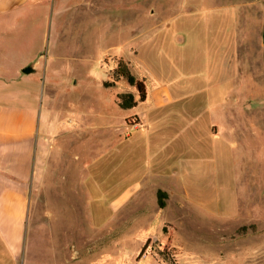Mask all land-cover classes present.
Segmentation results:
<instances>
[{
    "label": "rangeland",
    "instance_id": "rangeland-1",
    "mask_svg": "<svg viewBox=\"0 0 264 264\" xmlns=\"http://www.w3.org/2000/svg\"><path fill=\"white\" fill-rule=\"evenodd\" d=\"M106 4L41 82L61 157L33 180L18 264H264V0ZM121 57L159 106L153 157Z\"/></svg>",
    "mask_w": 264,
    "mask_h": 264
},
{
    "label": "crops",
    "instance_id": "crops-1",
    "mask_svg": "<svg viewBox=\"0 0 264 264\" xmlns=\"http://www.w3.org/2000/svg\"><path fill=\"white\" fill-rule=\"evenodd\" d=\"M105 6L106 0H0V264H18L26 244L33 180L44 157H61L49 145L54 125L41 105V82L71 58L61 50L66 40L85 33L91 23L87 17L101 18L99 9ZM26 67L33 71L24 72ZM149 101L148 118L138 112L145 157L160 148L156 143L151 150L159 106Z\"/></svg>",
    "mask_w": 264,
    "mask_h": 264
},
{
    "label": "trees",
    "instance_id": "trees-1",
    "mask_svg": "<svg viewBox=\"0 0 264 264\" xmlns=\"http://www.w3.org/2000/svg\"><path fill=\"white\" fill-rule=\"evenodd\" d=\"M116 80L125 79L130 85L137 88L139 98L137 99L132 92H123L118 94V104L121 108L128 109L138 105L139 102H143L147 99V88L144 79H139L131 70L130 63L123 58H120L117 62V67L114 70ZM112 83H106V86L113 85ZM159 203L161 207L165 206V199L168 197V193L162 189L158 192ZM256 224L244 225L238 229V233L245 235L249 230L256 231Z\"/></svg>",
    "mask_w": 264,
    "mask_h": 264
},
{
    "label": "water",
    "instance_id": "water-1",
    "mask_svg": "<svg viewBox=\"0 0 264 264\" xmlns=\"http://www.w3.org/2000/svg\"><path fill=\"white\" fill-rule=\"evenodd\" d=\"M33 71V68L32 67H26L25 69H24V72H26V73H30V72H32Z\"/></svg>",
    "mask_w": 264,
    "mask_h": 264
}]
</instances>
